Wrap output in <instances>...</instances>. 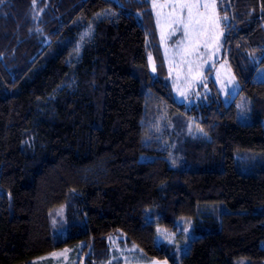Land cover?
Instances as JSON below:
<instances>
[{"label": "trees", "instance_id": "trees-1", "mask_svg": "<svg viewBox=\"0 0 264 264\" xmlns=\"http://www.w3.org/2000/svg\"><path fill=\"white\" fill-rule=\"evenodd\" d=\"M217 9L246 122L211 77L207 101L175 97L150 0H0V264L79 243L94 264L111 236L169 264H264V0ZM69 200L78 231L55 241ZM179 217L196 237L177 257L156 239Z\"/></svg>", "mask_w": 264, "mask_h": 264}, {"label": "rangeland", "instance_id": "rangeland-1", "mask_svg": "<svg viewBox=\"0 0 264 264\" xmlns=\"http://www.w3.org/2000/svg\"><path fill=\"white\" fill-rule=\"evenodd\" d=\"M152 6V0H150ZM158 3H167L168 0H157ZM217 5V0H215ZM153 9V8H152ZM164 12L169 11V9H164ZM153 13L156 18V10L153 9ZM217 14L223 18L217 9ZM224 19L220 21V29L217 32L219 36L218 42H214V47H210L205 50L201 47V53L203 55L199 58L193 56L192 59L196 61L197 64L202 65L199 69V75L196 79H193V76H196L197 73L193 72L191 74L187 71V66L185 65L183 69H178L177 65L179 64L180 58L175 56L176 44L182 39V32H177L175 35L170 36L165 42H161L160 36V27L157 25L158 38L164 54L168 78L172 83L174 89L175 97L184 102L187 105L204 102L208 100V97L211 94L209 86V78L211 77L216 84L218 85L222 100L229 104L232 101H235L236 107L238 108L237 117L239 121L246 122L250 120V103L245 95H239V82L237 81L231 66L229 65L226 59L222 58L223 50V38H224V28L223 23ZM167 48V53H166ZM170 61H172V71L170 72ZM149 64L151 70L153 71V66H155V61L153 55H149ZM208 68H211L210 73H207ZM156 69V66H155ZM155 72V71H154ZM179 72V76H178ZM257 79L264 80V68H259L256 73ZM180 92H185V95H181ZM190 134L192 136H200L202 131L196 122L191 121L190 125ZM1 192V189H0ZM71 200L65 202L61 205H58L49 211V220L52 229L53 239L58 241L70 234V232L78 231L72 227V224L79 221L77 217H72L70 213ZM222 205H220L221 208ZM219 208V211H220ZM212 209V208H211ZM178 229L170 230L163 226H157V244L167 243L174 245L176 249L177 257H180L182 254L188 251V247L193 238L196 237V234L193 231V220L189 217H179L177 219ZM75 247H69L65 250L59 251L57 255H54V258L50 260L49 263L45 264H66L71 262L70 256L71 252ZM68 250V251H66ZM48 257H40L32 259L33 262H39V260H47ZM249 259L246 257H239L234 260V264H248ZM36 264V263H35Z\"/></svg>", "mask_w": 264, "mask_h": 264}, {"label": "snow or ice", "instance_id": "snow-or-ice-1", "mask_svg": "<svg viewBox=\"0 0 264 264\" xmlns=\"http://www.w3.org/2000/svg\"><path fill=\"white\" fill-rule=\"evenodd\" d=\"M152 8L156 10V22L160 27L161 42H165L177 32H182V39L175 46V56L180 58L177 68L183 69L186 65L189 74L197 73L192 77L196 79L199 75L198 69L202 65L197 64L192 57L199 58L203 55L201 47L205 50L214 47V42H218L219 39L217 32L220 29V21L221 19L227 20V16L221 18L217 14L215 0H168L163 4L152 0ZM164 9H169V11L164 12ZM153 71H155V66H153ZM171 71L172 61H170ZM180 94L183 96L185 92H180ZM154 264H160V262H154Z\"/></svg>", "mask_w": 264, "mask_h": 264}, {"label": "crops", "instance_id": "crops-1", "mask_svg": "<svg viewBox=\"0 0 264 264\" xmlns=\"http://www.w3.org/2000/svg\"><path fill=\"white\" fill-rule=\"evenodd\" d=\"M108 244L110 246V249L108 251L109 254L106 257V259L104 261L97 262L94 264H109V262L110 264H154V262H160V264H164V262H166V264H169V262L165 259L146 258L136 246L126 243L123 237L121 236H111L109 238ZM69 247L70 246H67L61 249L51 251L47 254L35 257L36 261L38 258L43 256L48 258H46L47 260H39V262H33V264L49 263L50 260L54 258L53 254L57 255L59 251L65 250ZM71 247H75L71 252V256H70L71 262H69L68 260V263L66 264H77L79 254L82 249V243L76 244L75 246H71Z\"/></svg>", "mask_w": 264, "mask_h": 264}, {"label": "water", "instance_id": "water-1", "mask_svg": "<svg viewBox=\"0 0 264 264\" xmlns=\"http://www.w3.org/2000/svg\"><path fill=\"white\" fill-rule=\"evenodd\" d=\"M89 252H90V249L87 251V253H85L82 256L81 261H80V264H85L86 263V258H87V255H88Z\"/></svg>", "mask_w": 264, "mask_h": 264}]
</instances>
